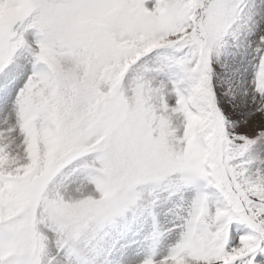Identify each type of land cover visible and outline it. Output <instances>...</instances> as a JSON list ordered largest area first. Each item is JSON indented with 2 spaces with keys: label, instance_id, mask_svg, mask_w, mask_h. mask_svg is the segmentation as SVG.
Returning <instances> with one entry per match:
<instances>
[{
  "label": "snow or ice",
  "instance_id": "6c2138e0",
  "mask_svg": "<svg viewBox=\"0 0 264 264\" xmlns=\"http://www.w3.org/2000/svg\"><path fill=\"white\" fill-rule=\"evenodd\" d=\"M0 264H264V0H0Z\"/></svg>",
  "mask_w": 264,
  "mask_h": 264
}]
</instances>
